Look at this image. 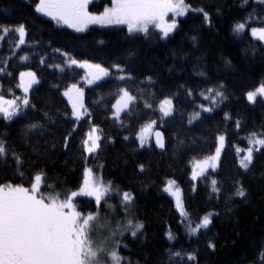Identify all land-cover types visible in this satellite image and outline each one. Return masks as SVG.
Wrapping results in <instances>:
<instances>
[{
	"label": "trees",
	"instance_id": "16d2710c",
	"mask_svg": "<svg viewBox=\"0 0 264 264\" xmlns=\"http://www.w3.org/2000/svg\"><path fill=\"white\" fill-rule=\"evenodd\" d=\"M107 3L109 0H94L90 10L100 12ZM191 3L196 7L205 6L212 12L214 26L209 28L203 25L199 14H189L187 18H180L181 27L171 39L159 41L155 35L148 38L142 34L129 37L125 26H89L86 31L78 33L73 29L57 26L47 17L35 14L32 0H0V23H24L28 32L26 41L31 45H22L20 49H16V55L12 56L18 36L9 34L0 41V67L12 57L7 69L12 73V77L0 74V85L3 86L0 93L7 98L20 95L16 85L21 71H34L40 80L29 92V97L38 110L29 111L28 119L17 121L8 127L0 121V134L7 133L5 138L9 145L24 153L25 159H36L38 153L47 150L51 159L37 166L46 167L51 176L60 180L66 179L68 187H75L84 166L75 146L87 130V122L85 121L74 135V147L70 152L63 150L62 142L53 149L51 143L45 141H62L63 135L70 129L71 123L61 116L64 111L70 113L69 105L61 93L70 83L81 84L84 72L73 67L71 71L66 69L61 73L55 68L41 65L40 59L45 57L47 64L63 65L64 57L53 51L59 48L78 60L99 63L107 68H111L113 62L121 63L134 74V81L120 82L112 76L98 81L99 86L92 85L84 90L85 101L93 111L95 123L104 130L106 137H112L114 141H105L99 158L89 159L88 166L103 164L106 179L113 180L125 190H132L137 198V214L145 222L143 235L135 241L126 240L125 243L129 244L131 251L124 250L122 254L130 256L133 261L139 259L141 264L145 254L151 258L149 264L166 259L162 254L163 250L169 247L165 232L170 228L177 236L172 242L175 248L198 250L199 264H253L258 258L260 245L264 243V177L261 176L264 172V155L257 154L252 172L241 177L243 185L249 191L248 203L241 202L239 198H234L232 202L226 200L234 191L232 181L242 171L235 165V150L231 147L222 160L218 174H215L223 189L219 202L215 194L209 199L208 188L203 182L199 183L198 190L193 193V182L190 181L189 174L191 160L202 159L214 151V136L218 131L222 132L227 126L230 142L240 148H246L247 141L242 137L247 136L253 129L259 131L264 125V103L257 102L252 105L244 97V93L264 76V51L259 50L264 45L250 35L241 39L231 31L233 22L246 17L253 7L264 10V6L249 3L240 8V0H191ZM217 7L221 12L219 16L215 14ZM192 36L197 37L195 43L191 39ZM254 47L258 49L255 56L252 53ZM25 53L29 60L22 62L18 57ZM229 61L230 64L226 63ZM169 68L173 70L169 72ZM201 71L210 78L208 81L197 75ZM146 76H152L156 83L149 84L144 80ZM216 82L226 84L229 99L214 113H205L203 120L194 121L189 125L188 117L194 110V103L207 104L199 96V92L207 84ZM54 84H58L59 88L52 87ZM179 84H185L197 93L195 101L185 96L184 89H178ZM125 86L133 95L137 94V88L144 89L145 97L153 91L156 92V104L165 95L180 92L179 98L174 100L177 111L173 117L166 118L167 122L162 128H156L165 134L166 151L159 153L155 150L153 135L150 139L152 148L138 149L135 133L140 130L142 124L160 115L158 111L151 115L143 110V101L139 104L142 115L139 120L131 121V128L127 127L128 118H125L123 128L111 119H106L110 116L111 104L115 102L114 94L117 88ZM97 100H101L100 104L94 103ZM43 111L48 112L51 121L44 119ZM225 111L231 116L227 122L223 119ZM237 119L242 122L239 135L235 132ZM35 121L43 123L44 129L31 133L29 141L25 143L21 135L22 125ZM125 135H129L131 139L125 141ZM180 140L185 143L178 151ZM33 147L36 148V153H33ZM193 148L199 150L193 151ZM9 163H14L10 157ZM138 163L145 165L144 173L139 172ZM12 178V168L0 161V180ZM166 179L176 180L182 189L186 204L192 211L200 215L209 211L219 213L213 217V224L206 233L202 231L198 237H188L179 226V215L172 199L161 191ZM83 199L84 208L87 210V198ZM229 208L232 209L231 212L227 211ZM209 240L216 244L215 251L207 247Z\"/></svg>",
	"mask_w": 264,
	"mask_h": 264
},
{
	"label": "snow or ice",
	"instance_id": "6c2138e0",
	"mask_svg": "<svg viewBox=\"0 0 264 264\" xmlns=\"http://www.w3.org/2000/svg\"><path fill=\"white\" fill-rule=\"evenodd\" d=\"M93 3L94 0H32V7L35 14L47 17L57 26H66L78 33L86 31L90 25L125 26L129 37H135L136 34H142L145 38L155 35L159 41H167L180 29L182 22L180 18H187L189 14H199L203 25L209 28L214 26L213 13L205 6H194L191 0H109L100 12L90 10ZM249 3L264 6V0H240L239 7L244 8ZM215 14L221 15L219 7L215 9ZM231 31L241 39L245 35H250L264 45V10L253 7L246 17L233 22ZM9 34L18 36L12 56L16 55V49H20L22 45L31 46L26 41L28 32L24 23L15 25L0 23V41ZM191 39L195 43L197 37L192 36ZM257 50L255 47L252 48L253 56ZM259 50L264 51V47ZM53 51L64 57L63 65L47 64L45 57H41V65L55 68L61 73L66 69L71 71L74 65L86 69L88 71L83 79L89 86H99L98 81L112 76L116 81L125 83L135 80L131 70L119 62H113L111 68H107L99 63L78 60L59 48ZM172 55L175 57V52ZM11 58L10 56L0 67V74L12 77V73L7 71ZM18 58L22 62L29 60L26 53ZM226 63L230 64V61ZM172 70L168 69L169 72ZM197 75L204 77L205 81L210 79L203 71ZM18 79L19 83L16 86L24 92L23 97L13 96L12 99H5L0 94V121L5 127L28 119L29 111L38 110L29 97L33 85L40 83L37 74L31 70L21 71ZM144 80L149 84L156 83L152 76H146ZM2 87L0 85V91ZM52 87L59 88V85L54 84ZM178 89H184L185 96L195 101L197 93L191 87L179 84ZM61 94L67 98L71 108L70 113L64 111L61 116L71 123V127L63 135L62 141L53 140L45 143H51V147L55 149L57 144L62 142L65 152L72 151L73 137L86 121L88 128L81 136L79 144L75 146L84 161L81 176L75 187H68L66 179L53 177L46 167L37 166L51 159V154L47 150L38 153L36 159H25L24 153L9 145L5 138L7 133L0 134V161L13 171L12 179L0 180V264H141L139 259L133 261L130 256L122 254L124 250L131 251L125 241L139 239L145 230V222L137 214L136 196L132 190H125L113 180L106 179L103 164L96 167L88 166L89 159L99 158L105 141H114L112 137H106L104 130L95 123L93 111L85 101V90L78 82L68 84ZM114 96L115 102L111 104V113L106 119H111L122 128L125 127V118L129 119L128 128H131L133 119H140L141 101L143 110L149 114L155 115L157 111L160 113L156 119H149L140 126V131L135 133V139L138 141V149L145 147L150 149L152 143L145 139L144 133L150 129L154 130L155 148L166 151L165 134L156 128L157 126L162 128L167 122L166 118L173 117L177 111L174 100L179 98L180 92L165 95L158 104L155 103L156 92L153 91L145 97L144 89L140 88H137V94L133 95L128 87H118ZM199 96L207 104L194 103V110L188 117L189 125L194 121L203 120L205 113H214L229 99L227 86L223 82L207 84L201 89ZM244 97L252 105L257 102L264 103V76L244 93ZM101 100L94 103L100 104ZM42 115L45 120L51 121L47 111H43ZM223 119L225 122L231 119L229 112H224ZM38 129H44V124L40 121L22 125L21 135L25 143L29 141L30 134ZM241 130L242 122L237 119L236 134L239 135ZM123 139L128 141L131 137L125 135ZM242 139L247 141L246 148H240L234 142H230L226 126L222 132L218 131L214 136V151L202 159L195 158L190 161L189 179L193 182V193L198 190L199 183L203 182L208 188L209 199L215 194L219 202L223 189L215 174H218L222 160L231 147L235 150V165L242 171L232 181L234 191L226 200L232 202L234 198H239L243 203L249 202V191L243 185L241 177L252 172L257 154L264 155V125L259 131L253 129ZM184 143L183 140L179 141L178 151ZM192 143L194 145L195 141ZM36 152V148L33 147V153ZM9 157L14 163H9ZM137 168L140 173L146 171L143 163H138ZM261 176L264 177V172ZM161 191L173 198L176 212L179 214L178 224L188 237H198L202 231L206 233L213 224V217L219 215L215 211L202 215L192 211L186 204L182 189L175 179H166ZM83 198H87V210L84 208ZM112 200L116 202L110 203ZM227 211L231 212L232 209L229 208ZM165 237L169 247L163 250L162 255L166 259L157 260L155 264H199L198 250L176 249L172 242L177 236L170 228L165 232ZM207 247L212 251L216 250V244L212 240H209ZM150 259V256L145 254L143 264H149ZM253 264H264V243L260 245L258 258Z\"/></svg>",
	"mask_w": 264,
	"mask_h": 264
},
{
	"label": "rangeland",
	"instance_id": "374dc122",
	"mask_svg": "<svg viewBox=\"0 0 264 264\" xmlns=\"http://www.w3.org/2000/svg\"><path fill=\"white\" fill-rule=\"evenodd\" d=\"M55 23V22H54ZM90 26H100V25H90ZM64 27H66V26H64ZM73 67H75V68H78V67H76L75 65L73 66ZM78 69H81L83 72H84V76H83V78L85 77V75H86V73H87V71L88 70H86V69H82V68H78ZM107 78V77H106ZM18 83H19V79H18ZM34 86V85H33ZM79 86H81V87H83L84 89L86 88V87H89V85H87L86 84V82L84 81V79L81 81V84H79ZM92 86V85H91ZM18 90L20 91V95H18V96H16V97H23L24 96V92L22 91V89H20L19 87H18ZM1 94V93H0ZM5 97V96H4ZM65 98V97H64ZM5 99H12V98H7V97H5ZM65 100L67 101V103H68V100H67V98H65ZM69 105V104H68ZM69 108H70V105H69ZM70 111H71V108H70ZM140 131V130H139ZM152 135H153V130H148V131H146L145 133H144V136H145V139L146 140H150L151 139V137H152ZM190 172H191V166H190ZM189 176H190V174H189ZM165 193V192H164ZM165 194H167L168 195V193H165ZM169 196V195H168ZM170 198L172 199V201H173V203H174V200H173V198L170 196ZM174 208H175V206H174ZM176 210V209H175ZM179 215V214H178Z\"/></svg>",
	"mask_w": 264,
	"mask_h": 264
},
{
	"label": "water",
	"instance_id": "95a60500",
	"mask_svg": "<svg viewBox=\"0 0 264 264\" xmlns=\"http://www.w3.org/2000/svg\"><path fill=\"white\" fill-rule=\"evenodd\" d=\"M152 141H153V145H154V148H155V133L153 134ZM155 150H156L157 152H159V153H161V152L163 151V150H161V149H157V148H155Z\"/></svg>",
	"mask_w": 264,
	"mask_h": 264
}]
</instances>
